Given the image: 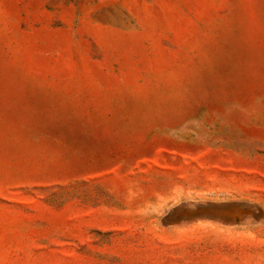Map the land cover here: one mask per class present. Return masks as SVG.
Wrapping results in <instances>:
<instances>
[{
    "label": "rangeland",
    "instance_id": "obj_1",
    "mask_svg": "<svg viewBox=\"0 0 264 264\" xmlns=\"http://www.w3.org/2000/svg\"><path fill=\"white\" fill-rule=\"evenodd\" d=\"M0 264H264V0H0Z\"/></svg>",
    "mask_w": 264,
    "mask_h": 264
}]
</instances>
